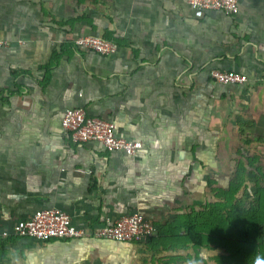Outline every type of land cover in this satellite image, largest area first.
I'll use <instances>...</instances> for the list:
<instances>
[{"label": "crops", "instance_id": "crops-1", "mask_svg": "<svg viewBox=\"0 0 264 264\" xmlns=\"http://www.w3.org/2000/svg\"><path fill=\"white\" fill-rule=\"evenodd\" d=\"M239 6L230 17L187 0H0V264H147L145 243L10 231L45 208L89 231L134 213L162 226L212 203L206 179L220 188L239 161L264 173V0ZM82 36L119 47L77 50ZM215 70L247 81L216 84ZM70 108L142 149L73 143L60 127Z\"/></svg>", "mask_w": 264, "mask_h": 264}, {"label": "built area", "instance_id": "built-area-1", "mask_svg": "<svg viewBox=\"0 0 264 264\" xmlns=\"http://www.w3.org/2000/svg\"><path fill=\"white\" fill-rule=\"evenodd\" d=\"M188 6L195 11H219L234 17L241 13L239 0H187ZM6 42L0 38V48ZM77 50L89 51L98 55L110 56L117 52L116 44L97 36H82L74 41ZM211 79L219 85H242L247 77L234 72L212 71ZM61 129L75 144H100L107 153H123L135 156L142 149L139 141H127L115 135L112 122L88 116L83 108H70L63 112ZM157 227L140 213L123 216L113 222H107L92 231L76 227L72 218L58 208H45L35 211L28 218L18 221L10 235L29 239L39 243L50 240H83L88 238L116 243L144 244L156 236ZM3 235H7L3 233Z\"/></svg>", "mask_w": 264, "mask_h": 264}, {"label": "trees", "instance_id": "trees-1", "mask_svg": "<svg viewBox=\"0 0 264 264\" xmlns=\"http://www.w3.org/2000/svg\"><path fill=\"white\" fill-rule=\"evenodd\" d=\"M113 41L111 37H101ZM252 159L246 160L253 166ZM252 179L251 189L246 176ZM227 188L216 187L206 179L214 194V201L199 210L157 226L156 236L145 245L156 252H177L191 248L216 251L214 264H257L264 262V173L259 168L248 172L241 160L237 169L228 175ZM248 195V198H247Z\"/></svg>", "mask_w": 264, "mask_h": 264}, {"label": "rangeland", "instance_id": "rangeland-1", "mask_svg": "<svg viewBox=\"0 0 264 264\" xmlns=\"http://www.w3.org/2000/svg\"><path fill=\"white\" fill-rule=\"evenodd\" d=\"M221 176V175H220ZM222 175L220 178V188H227L229 177H224ZM246 185L251 189L250 176H246ZM212 194V193H211ZM214 198V194H213ZM248 198V195H247ZM218 255V253L214 250L208 251L205 249L192 250L191 248H187L184 251L180 250L177 252L168 251L166 253L156 252V258H150V260H146L147 264H214L212 258ZM143 264V263H142Z\"/></svg>", "mask_w": 264, "mask_h": 264}, {"label": "clouds", "instance_id": "clouds-1", "mask_svg": "<svg viewBox=\"0 0 264 264\" xmlns=\"http://www.w3.org/2000/svg\"><path fill=\"white\" fill-rule=\"evenodd\" d=\"M257 264H264V262H261L260 260H257Z\"/></svg>", "mask_w": 264, "mask_h": 264}]
</instances>
